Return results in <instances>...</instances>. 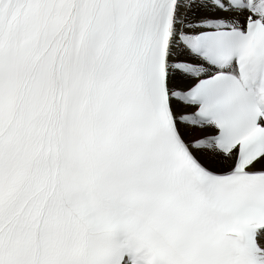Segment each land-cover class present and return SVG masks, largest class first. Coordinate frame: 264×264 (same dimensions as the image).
<instances>
[{
	"label": "snow or ice",
	"instance_id": "6c2138e0",
	"mask_svg": "<svg viewBox=\"0 0 264 264\" xmlns=\"http://www.w3.org/2000/svg\"><path fill=\"white\" fill-rule=\"evenodd\" d=\"M0 264H264V0H0Z\"/></svg>",
	"mask_w": 264,
	"mask_h": 264
}]
</instances>
